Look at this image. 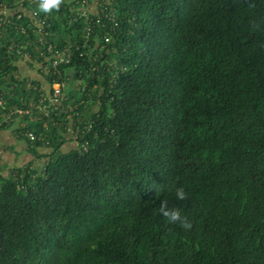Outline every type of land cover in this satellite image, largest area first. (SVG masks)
Returning a JSON list of instances; mask_svg holds the SVG:
<instances>
[{"label": "trees", "instance_id": "obj_1", "mask_svg": "<svg viewBox=\"0 0 264 264\" xmlns=\"http://www.w3.org/2000/svg\"><path fill=\"white\" fill-rule=\"evenodd\" d=\"M21 2L73 57L22 74L17 50L43 60L30 16L0 14V130L43 161L0 178V264H264V0H98L100 23L81 0L0 12Z\"/></svg>", "mask_w": 264, "mask_h": 264}, {"label": "built area", "instance_id": "obj_2", "mask_svg": "<svg viewBox=\"0 0 264 264\" xmlns=\"http://www.w3.org/2000/svg\"><path fill=\"white\" fill-rule=\"evenodd\" d=\"M31 3H34L35 0H30ZM37 1V0H36ZM98 2V0H97ZM95 0H81L80 6L78 8V17L77 19H84L85 22H92L93 18L91 15H96V23H100L101 21V15H105V17H108L105 13V10H98V6ZM24 2H21L19 7H17L15 10H9L7 8H3L1 10L0 14H8L12 17L17 16L18 19H21L23 14L25 16H30V25L33 28V32L36 35V41L35 44L38 46V52L40 53V57L43 58L42 62L38 61H32L30 53H23L20 50H17V54L20 57V62L24 63L25 65L27 63H31L33 65V68H36L37 71H44L47 72L49 68L56 71L60 66L69 64L73 54L72 50L66 49V50H60L57 46L52 45L51 43H48L46 38L48 37V32L46 31V20L41 19L36 12L29 13L24 9L23 6ZM79 5V3H77ZM89 31V30H88ZM25 30L23 29V33ZM108 42V40H106ZM23 77V76H22ZM28 87L37 89L32 85L30 81H27ZM65 83H55L52 85L50 90L48 89L49 94V102L50 106H56L58 107L60 98L62 97V89L65 87ZM50 91H53V94H51ZM2 103V99H0V104ZM44 108H49L48 106H45ZM14 113L22 115L25 114L22 110H16ZM28 114V112H27ZM29 137L31 140H35V136L33 134H29Z\"/></svg>", "mask_w": 264, "mask_h": 264}, {"label": "crops", "instance_id": "obj_3", "mask_svg": "<svg viewBox=\"0 0 264 264\" xmlns=\"http://www.w3.org/2000/svg\"><path fill=\"white\" fill-rule=\"evenodd\" d=\"M20 67L21 70L24 69L25 74L37 76V73L27 71L25 65ZM30 163L40 168L43 161L35 160L28 145L19 140L11 129L0 130V178H7L13 170L24 168Z\"/></svg>", "mask_w": 264, "mask_h": 264}, {"label": "clouds", "instance_id": "obj_4", "mask_svg": "<svg viewBox=\"0 0 264 264\" xmlns=\"http://www.w3.org/2000/svg\"><path fill=\"white\" fill-rule=\"evenodd\" d=\"M61 0H39L38 9L42 13H50L53 9H58ZM175 197L177 200H185L187 198V193L183 187H177L175 190ZM160 215H162L168 224L178 225L184 230H190L192 228V223L190 220L182 215L179 208L169 207L165 202H162L159 208Z\"/></svg>", "mask_w": 264, "mask_h": 264}, {"label": "rangeland", "instance_id": "obj_5", "mask_svg": "<svg viewBox=\"0 0 264 264\" xmlns=\"http://www.w3.org/2000/svg\"><path fill=\"white\" fill-rule=\"evenodd\" d=\"M25 67H26L27 71H29V72H35V73H38V71H37L36 68H29L28 65H27V66L25 65ZM21 71H22V74H24V69H22ZM79 87H80V83H76V84H75V88L78 89ZM47 89H48V88H47ZM11 131H12V130H11ZM72 146H73V145L65 146V147H64V151L69 150L70 148H72ZM2 178H3V177H2ZM0 184H1V181H0Z\"/></svg>", "mask_w": 264, "mask_h": 264}]
</instances>
